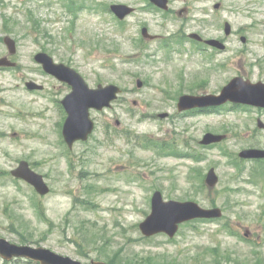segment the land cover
I'll return each instance as SVG.
<instances>
[{
	"label": "rangeland",
	"instance_id": "rangeland-1",
	"mask_svg": "<svg viewBox=\"0 0 264 264\" xmlns=\"http://www.w3.org/2000/svg\"><path fill=\"white\" fill-rule=\"evenodd\" d=\"M115 4L136 12L120 22L108 11ZM170 9L148 11L144 0H0V58L11 36L18 63L0 71V238L83 264H264V162L238 156L264 149L257 127L264 111L184 118L177 110L182 94H215L235 77L264 83V0H170ZM143 27L162 39L144 40ZM192 33L227 49L196 45ZM39 52L91 88L123 90L112 108L91 112L96 129L73 149L62 136L61 101L71 89L36 64ZM29 82L44 89L28 91ZM164 113L168 119L155 117ZM207 133L227 139L204 147ZM22 161L44 176L48 196L13 178ZM212 168L219 184L210 190L204 179ZM156 191L165 200L217 206L224 217L183 225L174 239H147L139 225ZM0 264L37 263L0 256Z\"/></svg>",
	"mask_w": 264,
	"mask_h": 264
},
{
	"label": "water",
	"instance_id": "water-1",
	"mask_svg": "<svg viewBox=\"0 0 264 264\" xmlns=\"http://www.w3.org/2000/svg\"><path fill=\"white\" fill-rule=\"evenodd\" d=\"M158 7L168 10V0H151ZM220 5L215 8L219 9ZM112 11L120 19L124 20L130 16L134 9L125 5H114ZM226 35H230L231 26L225 25ZM143 36L151 40L155 39L149 35L148 30H143ZM191 38L202 41L201 37L193 34ZM243 41L246 40L243 38ZM5 43L9 47L10 53H16L15 42L7 37ZM212 47L224 50L225 46L217 40L206 42ZM37 63L41 64L44 71L57 78L59 81L68 83L72 87V92L62 101L68 117L64 124L63 136L70 148L78 141H87L95 129L94 121L91 119L90 111L92 109L102 111L110 108L112 102L117 100L121 89L110 85L103 87L100 85L98 89H91L84 81L82 76L75 70L65 66L64 64H56L52 57L46 53H40L35 57ZM7 58L0 59V67H13ZM30 90H42V86L35 83H28ZM138 88L143 87V83L137 82ZM228 102L240 105H249L264 109V83L253 84L245 81L243 78H234L221 91L220 95L206 96H189L185 95L180 98L178 107L180 111L192 109H206L220 107ZM165 118L166 115H161ZM259 127L264 129V123L259 121ZM226 139V136L207 134L205 135L202 145L209 146L220 143ZM242 159H264V150H245L240 153ZM12 175L18 179L25 180L31 184L36 191L45 196L50 193V188L45 183L43 176L31 170L29 164L25 161L21 162L19 167L12 172ZM206 184L210 188L216 187L219 182L214 169H211L206 177ZM223 212L219 208L203 209L195 202H177L165 201L161 192H156L152 198V212L147 219L140 224V230L147 238L158 234H166L170 238H174L181 224L196 219H220ZM0 255L6 260L13 258H25L40 264H82L79 261L69 257H64L45 248H34L31 246H18L11 244L5 239L0 238ZM90 264H107L104 262H91Z\"/></svg>",
	"mask_w": 264,
	"mask_h": 264
},
{
	"label": "flooded vegetation",
	"instance_id": "flooded-vegetation-1",
	"mask_svg": "<svg viewBox=\"0 0 264 264\" xmlns=\"http://www.w3.org/2000/svg\"><path fill=\"white\" fill-rule=\"evenodd\" d=\"M145 3L148 1V0H144ZM3 57H8V53H6V55H4ZM10 61L13 62V63H17L16 60L13 58V57H9ZM18 66H16L17 68ZM4 70H8V69H4Z\"/></svg>",
	"mask_w": 264,
	"mask_h": 264
}]
</instances>
